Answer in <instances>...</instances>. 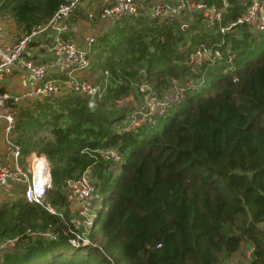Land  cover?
I'll list each match as a JSON object with an SVG mask.
<instances>
[{"label": "trees", "instance_id": "trees-1", "mask_svg": "<svg viewBox=\"0 0 264 264\" xmlns=\"http://www.w3.org/2000/svg\"><path fill=\"white\" fill-rule=\"evenodd\" d=\"M62 1L0 0V22L19 38L45 26ZM204 1H227L226 20L250 3ZM194 20L187 29L176 18L105 23L92 57L101 83L107 81L101 97L64 91L19 107L23 154L38 151L51 164L47 202L78 215L68 181L91 172L102 206L88 237L99 236L101 246L73 242L60 216L22 195L0 203V243L20 236L0 253V264H223L251 248L249 264H264V33L243 25L215 37L199 16ZM197 43L230 51L231 69L223 72V59L188 65ZM194 78L199 85L157 126L123 129L135 107L120 103L133 96L141 103L140 84L164 92ZM100 149H117L122 160Z\"/></svg>", "mask_w": 264, "mask_h": 264}, {"label": "built area", "instance_id": "built-area-1", "mask_svg": "<svg viewBox=\"0 0 264 264\" xmlns=\"http://www.w3.org/2000/svg\"><path fill=\"white\" fill-rule=\"evenodd\" d=\"M96 1L98 0H64L45 26L12 40L7 38L6 28L0 22V82L6 81L14 73L16 66L29 70L33 75L32 81L23 92H11L0 86V135L4 139L6 150L14 159V167L0 164V199L9 184H22L26 201L43 205L51 213L60 216L74 234L73 242L82 241L84 245L91 243L88 235L92 233L94 226V205L98 204L100 199L91 172L86 170L78 178L68 181L71 211L78 213L68 217L64 211H58L46 201L53 185L48 158L39 152H32L25 157L28 164L24 163L23 148L15 138L17 115L24 100L40 102L55 98L64 90L101 97L106 89L107 81L103 86L77 76L78 72L90 69L96 41L95 35L84 37L81 41L72 35V21L76 20L78 12L84 11L87 20H98L103 24L126 17L142 16L148 12L152 18L160 20L169 16L182 17L187 13H196L202 26L215 37L234 32L243 25L252 27L260 34L264 33V0H252L242 15L228 20L225 16V6L210 4L204 0H101V7L95 10ZM47 34L52 35L46 46L52 51L54 60L36 64L28 58V49L32 43ZM217 45H193L188 55V65L193 67L206 64L205 66L209 67L223 59L228 63L223 72L230 70L233 55L230 51L222 52L216 49ZM54 72H57L60 78L55 77ZM204 80L203 77L199 82L203 84ZM140 86L146 93L142 102L128 111L123 126L126 131L135 132L144 127L157 126L160 120L186 97V91L194 88L191 80L183 86H176L164 92H159L148 84ZM99 152L101 155L110 156L114 161L122 160V154L117 149H100ZM80 227H83L84 231H81ZM19 240L20 236L5 239L0 243V253L16 247Z\"/></svg>", "mask_w": 264, "mask_h": 264}, {"label": "crops", "instance_id": "crops-1", "mask_svg": "<svg viewBox=\"0 0 264 264\" xmlns=\"http://www.w3.org/2000/svg\"><path fill=\"white\" fill-rule=\"evenodd\" d=\"M100 1L101 0L96 1L97 4H96V6H94L95 10H99V8L101 7ZM164 1L173 2L174 0H164ZM249 1L251 2L252 0H249ZM249 1H246V2H249ZM223 6L226 7L225 16L227 17V15H228V13H227L228 2L225 1ZM84 14H85L84 11H79L76 20L72 21L71 33H72V35H74V37L78 38V41H81V39H83L84 37H87L89 35H95L96 39H97L98 36L105 33V27H106L105 24L100 23L98 20H93V21L87 20L85 18ZM142 17L146 20L147 19L148 20L155 19V18L151 17L149 12L146 13L145 15H142ZM194 17H196V13H187L182 17L169 16L166 18H162V20L160 22H171L170 20H174V18H176L177 20H179L183 24L184 29H187L190 24L192 25V23L194 21H196V20H194ZM3 24L6 28L7 38L9 40L16 39V37H14L10 33L9 24L4 23V22H3ZM114 26H115V22L112 23V28ZM199 26H202V25H199ZM205 29H206V32H208L207 28H205ZM51 37H52L51 34H47L42 39H39L36 42L32 43L28 49V53H27L28 58L32 59L36 64L49 63V62L53 61L54 55H53L52 51L48 48V46H46L47 40H49ZM191 44L192 43H190V41H189L187 45H191ZM93 53L94 52L92 50V57H93ZM143 72L144 71H142V74L145 75V72L144 73ZM54 76L60 78V75L57 72H54ZM77 76L79 78L88 79V80L94 82L95 84H100V85L105 84V81H104V83H101V76L97 72V68H95V66H94L93 58H92V65H91L90 69L78 72ZM32 77H33V75L29 70H26L23 67L16 66L14 73L11 74L6 81L0 82V86H2V88L5 90H9V91L15 92V93H20V92H23L25 89H27V86H29L30 82L32 81ZM140 88H142V87L140 86ZM64 91H66V90H64ZM26 100H24V102L22 104H25L28 101V100L27 101ZM125 101H127V103L130 104L129 106H131V104L138 105L140 103V101H136L134 99V96L127 98ZM15 138H16V132H15ZM32 152H38V151H32ZM27 156L24 155V159H23L24 163L26 162V164H28L27 160L25 159V157H27ZM11 158L12 157L10 156L8 151L6 150L4 139L1 135L0 136V164H8V165H9V163L12 164ZM17 186H20L21 189L24 190V186L22 184L19 185V184L13 182L7 186L5 194L2 198L5 197L6 199H9V200L16 199V198H14V195H15L14 192H17V190H19V188ZM23 197H24V194H23ZM252 251H253V248H251V251H249V255H248L249 261L251 260V252ZM249 263L250 262H248L247 264H249Z\"/></svg>", "mask_w": 264, "mask_h": 264}, {"label": "rangeland", "instance_id": "rangeland-1", "mask_svg": "<svg viewBox=\"0 0 264 264\" xmlns=\"http://www.w3.org/2000/svg\"><path fill=\"white\" fill-rule=\"evenodd\" d=\"M252 47V46H251ZM211 67V66H209ZM203 78V77H202ZM195 81H197L196 78H194V80H191V83L192 85L194 86V88H196V83ZM141 85V84H140ZM139 85V86H140ZM27 101V100H26ZM132 102V101H131ZM123 107H126L127 106V102L126 103H120ZM22 105V104H21ZM19 112V111H18ZM44 136L48 135V132L45 131L42 133ZM1 136V135H0ZM12 159V164L9 163V166L11 167H14V159ZM19 188V192L21 193H15L14 195V198H18L19 196H22L23 195V190H21V187L20 186H17ZM13 200H9V199H6L5 197L4 198H1L0 199V203H3V202H12ZM71 201V200H70ZM102 206V203H101V200H99L98 204H95L94 205V210L96 213H98V211L100 210ZM94 213V212H93ZM95 214V213H94ZM260 229H264V225H260L259 227ZM87 237V236H85ZM90 244H95V245H98V246H101V238L99 236H95L92 238V240H90ZM249 255V251H247V249L244 251V254H239V255H232V256H229V257H226L225 261L223 264H247L249 259L247 258V256ZM247 260V262H246Z\"/></svg>", "mask_w": 264, "mask_h": 264}, {"label": "water", "instance_id": "water-1", "mask_svg": "<svg viewBox=\"0 0 264 264\" xmlns=\"http://www.w3.org/2000/svg\"><path fill=\"white\" fill-rule=\"evenodd\" d=\"M144 73V72H143Z\"/></svg>", "mask_w": 264, "mask_h": 264}]
</instances>
